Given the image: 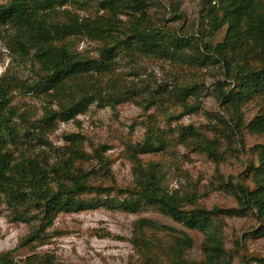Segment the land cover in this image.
I'll return each mask as SVG.
<instances>
[{"label": "trees", "instance_id": "obj_1", "mask_svg": "<svg viewBox=\"0 0 264 264\" xmlns=\"http://www.w3.org/2000/svg\"><path fill=\"white\" fill-rule=\"evenodd\" d=\"M67 1L3 0L0 3V31L5 32L6 47L22 60L28 58L35 62L38 80L43 81L41 86L21 81L20 87L30 92L39 86L36 91L45 92L48 100V107L37 119L39 124L28 126L22 134L24 138H35L48 149L54 148L45 138L44 127L50 131L55 121L76 117L95 99L118 102L136 95L134 88L117 89L114 81L109 80L105 85L100 81L102 74L112 71L117 55L124 50L130 56L173 58L199 67L205 62H219L226 78L233 84L232 88L220 89L217 94L228 113L227 120L221 118V128L240 136L241 141L243 130L264 133V109L248 121L241 110L250 99L264 96V0H201L202 11L206 10L209 23L205 36L215 33L224 22L228 23L224 38L216 44L202 42L203 50L195 38L154 25L147 15L145 0H107L101 3L103 15L78 18L67 13L66 19L54 20L52 15L56 8ZM212 1L218 6L210 4ZM206 3L209 6L204 8ZM220 11L223 13L221 18ZM119 12L128 15L127 22L119 18ZM79 35L99 42L97 55L78 52L73 47L72 38ZM84 80L89 84L85 86L81 82ZM13 81L5 78L0 81V199L3 197L17 219L26 222L47 220L49 225L53 216L61 211L105 206L134 213L149 205L186 228L202 232V257L187 256L193 242L186 234L174 237L165 247L161 242L149 241L143 233L157 224L140 218L134 229L138 236L133 242L140 253L141 264H162L159 256H163L167 264H231L230 258L226 257L219 224L214 219L218 213L229 210L217 206L207 208L196 202V195L169 191L164 185L160 162H144L139 157L140 153L164 150L168 142L152 128L147 129L143 142L133 146L127 155L132 162L133 177L129 187L113 185L110 158L103 154L102 146L87 152L79 134L66 135L65 144L54 148L56 156L53 158L49 154L48 157L32 155L23 150L14 157L7 145L17 143L20 135L11 118L16 114L22 119L25 116L9 106L8 93L19 86V82ZM194 87L193 82L169 93L185 112L198 106L196 98L190 104L185 99L195 94ZM52 103H56L57 108L50 107ZM178 138L209 157L216 158L220 152L218 137H206L189 128L181 130ZM253 149L256 157L249 162L245 172L249 180L243 176L236 184L221 183L230 190L235 189L240 211H253L261 222L254 234L261 235L264 234V142L255 144ZM90 161H95L96 170L83 167ZM95 178L108 179L111 184L95 183ZM82 194L99 197L84 199L80 198ZM43 225L32 229L24 241L40 239ZM161 227L165 228L164 225ZM11 251L0 253V264H16ZM251 260L264 264L261 256L246 258L245 263L249 264ZM36 263L62 264L51 254L39 257Z\"/></svg>", "mask_w": 264, "mask_h": 264}, {"label": "rangeland", "instance_id": "obj_2", "mask_svg": "<svg viewBox=\"0 0 264 264\" xmlns=\"http://www.w3.org/2000/svg\"><path fill=\"white\" fill-rule=\"evenodd\" d=\"M104 1L107 0H68L56 8L52 17L54 20H63L71 14L78 18H95L105 14L101 8ZM145 2L148 5L147 15L154 25L195 38V41H199L200 50L204 49L202 42L216 44L224 38L227 31L228 23L224 22L215 33L205 36L209 23L206 10L202 11L201 0ZM214 3L215 1L210 2ZM215 5L218 6L217 3ZM208 6L209 4H204V8ZM118 16L123 22L128 21L126 13L119 12ZM219 16L223 17L222 11ZM72 39L73 47L78 52L97 55L98 41L83 35ZM5 40V32L1 29L0 81L5 78L19 82V86L8 93L9 106L16 113L25 116L22 119L16 114L11 118V123L20 135L17 143L7 145L14 157L23 150L32 155L48 157L49 154L53 158L56 156L54 148L65 144L66 135L79 134L87 152L102 146L103 154L110 158L113 185L129 187L133 183V177L132 162L127 155L133 146L143 142L147 129L152 128L168 142L164 150L140 153L139 157L144 162H160L164 185L169 191H176L181 195H196V202L207 208L217 206L229 210L218 213L214 219L219 224L226 257L230 258L231 264H246V258L253 256L264 257V234H254L261 222L252 210L240 211L235 189L230 190V187L221 183L236 184L243 176L245 180H249L245 172L249 162L256 157L253 154L254 145L264 142V133L255 134L243 130L241 141L240 136L227 133L226 129L221 128V118L227 120L228 113L217 94L220 89L232 88L233 84L226 78L219 62H205L199 67L173 58L142 54L130 56L126 54V50L119 52L112 71L102 74L100 81L103 85L109 80L114 81L117 89L134 88L136 95L118 102L95 99L76 117L55 121L50 131L44 127L45 138L54 147L48 149L35 138L26 139L22 135L28 126L39 124L37 119L41 118L45 107H48L46 93L36 91L43 84V81L38 80V65L28 58L22 60L15 56L6 47ZM193 51L194 49H188L187 52ZM21 81L29 85L34 82L35 85H40L34 87L35 90L26 92L25 87H20ZM81 82L85 86L89 84L87 80ZM193 82L195 94L185 99L190 104L196 98L198 106L185 112L178 102L171 99L169 93L179 86H188ZM50 107L57 108V105L52 103ZM263 109L264 96H255L241 107L246 121ZM189 128L206 137L220 139V152L216 158L179 140V132ZM83 167L95 170L98 168L95 161H90ZM94 180L95 183L103 181L105 185L111 184L108 179ZM98 197L95 194L80 195L84 199ZM15 216L14 210L1 197L0 253L12 250L11 255L16 264H37L39 257L48 254L62 264H141L140 253L133 242L138 236L134 229L140 218L153 220L157 224L143 233L149 241L161 242L165 247L171 244L174 237L186 234L193 242L187 250V256L193 259L202 257V232L186 228L149 205L134 213L105 206L61 211L53 216L49 225L47 220L26 222ZM41 223L44 224L41 238L25 242V236ZM158 258L162 264H167L163 256ZM249 264L259 263L251 260Z\"/></svg>", "mask_w": 264, "mask_h": 264}]
</instances>
